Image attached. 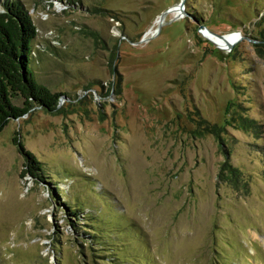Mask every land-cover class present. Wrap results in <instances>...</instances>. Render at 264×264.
<instances>
[{
  "label": "rangeland",
  "instance_id": "rangeland-1",
  "mask_svg": "<svg viewBox=\"0 0 264 264\" xmlns=\"http://www.w3.org/2000/svg\"><path fill=\"white\" fill-rule=\"evenodd\" d=\"M19 1L64 96L0 132V264H264V0Z\"/></svg>",
  "mask_w": 264,
  "mask_h": 264
},
{
  "label": "trees",
  "instance_id": "trees-1",
  "mask_svg": "<svg viewBox=\"0 0 264 264\" xmlns=\"http://www.w3.org/2000/svg\"><path fill=\"white\" fill-rule=\"evenodd\" d=\"M3 5L0 10V132L12 119L26 115L34 107L55 111L64 96L63 92L53 91L40 82L35 74L33 54L38 30L29 10L19 0H5ZM17 99H22V104H17ZM14 142L25 158L22 175L37 176L44 163L18 136Z\"/></svg>",
  "mask_w": 264,
  "mask_h": 264
},
{
  "label": "bare ground",
  "instance_id": "bare-ground-1",
  "mask_svg": "<svg viewBox=\"0 0 264 264\" xmlns=\"http://www.w3.org/2000/svg\"><path fill=\"white\" fill-rule=\"evenodd\" d=\"M173 12L174 13H176V14H178V12H180L179 10H178V8H174L173 9ZM204 33V35L208 38V39H212V40H214L216 43V45L218 46V47H220V48H224V49H229V48H227L228 47V43L229 42H231V43H236L238 40H237V37H238V35H239V33H236V32H232V33H226L225 34V38H219V37H217V36H214V35H212V34H210V33H208V32H203ZM230 50V49H229Z\"/></svg>",
  "mask_w": 264,
  "mask_h": 264
},
{
  "label": "water",
  "instance_id": "water-1",
  "mask_svg": "<svg viewBox=\"0 0 264 264\" xmlns=\"http://www.w3.org/2000/svg\"><path fill=\"white\" fill-rule=\"evenodd\" d=\"M184 4H185V0H181V2H180V6H179V7L181 8V10L184 9ZM165 14H166V12H165L163 15H165ZM163 15H162L161 17H163ZM200 29H201L202 32H208V33H210V34H212V35H214V36H217V37H219V38H225V34H221V33L215 32V31L211 30L210 28H208V27H207L206 25H204V24H201V25H200ZM211 41L214 42V43H216V42H215L214 40H212V39H211ZM227 45H228L227 48L231 49V48L233 47L234 43L229 42Z\"/></svg>",
  "mask_w": 264,
  "mask_h": 264
}]
</instances>
